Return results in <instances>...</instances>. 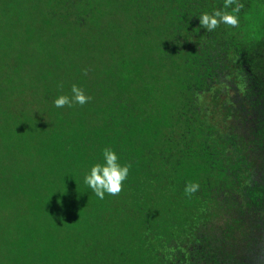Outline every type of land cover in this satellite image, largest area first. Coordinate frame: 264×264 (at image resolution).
I'll list each match as a JSON object with an SVG mask.
<instances>
[{
    "label": "trees",
    "instance_id": "trees-1",
    "mask_svg": "<svg viewBox=\"0 0 264 264\" xmlns=\"http://www.w3.org/2000/svg\"><path fill=\"white\" fill-rule=\"evenodd\" d=\"M251 1L208 31L224 0H0V264H250L235 235L264 259ZM73 84L89 99L56 107ZM104 148L129 168L99 199Z\"/></svg>",
    "mask_w": 264,
    "mask_h": 264
},
{
    "label": "clouds",
    "instance_id": "clouds-1",
    "mask_svg": "<svg viewBox=\"0 0 264 264\" xmlns=\"http://www.w3.org/2000/svg\"><path fill=\"white\" fill-rule=\"evenodd\" d=\"M234 3V0H224L223 8L213 9L211 13L202 12L198 16L199 26L211 31L219 23H224L231 26L238 24V16L240 4H236L230 11L225 9ZM71 97L67 95H59L54 98L53 103L56 107L71 105L73 102L84 104L89 97L85 96L83 91L75 84L71 86ZM103 163H94L83 176V182L92 190L95 196L103 199L105 193L116 194L121 190V182L128 174L129 166L127 164L118 163L117 154L110 148L101 150ZM198 188L195 182L187 183L184 187V193L190 195Z\"/></svg>",
    "mask_w": 264,
    "mask_h": 264
},
{
    "label": "rangeland",
    "instance_id": "rangeland-1",
    "mask_svg": "<svg viewBox=\"0 0 264 264\" xmlns=\"http://www.w3.org/2000/svg\"><path fill=\"white\" fill-rule=\"evenodd\" d=\"M246 11V19L255 24L254 26H252V32L254 31L253 34L260 35L261 33H264V0H252ZM5 61H7V59ZM258 234L260 233L257 231V235ZM233 237L236 238L234 240H228V243H232L230 247L234 250L237 256L245 257L243 260H248L247 263L250 264H264V259L262 258H259L257 262L251 259L254 254L252 252H248L247 250L248 239H243L242 236L238 235H235ZM260 240L261 241L259 243L264 246V239L260 237Z\"/></svg>",
    "mask_w": 264,
    "mask_h": 264
}]
</instances>
